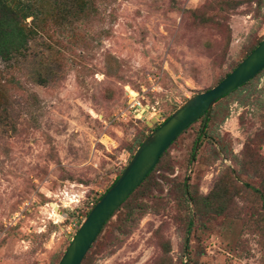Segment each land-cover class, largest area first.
<instances>
[{
    "label": "rangeland",
    "instance_id": "374dc122",
    "mask_svg": "<svg viewBox=\"0 0 264 264\" xmlns=\"http://www.w3.org/2000/svg\"><path fill=\"white\" fill-rule=\"evenodd\" d=\"M229 1L103 0L0 61V264H56L138 141L264 36V0ZM201 121L82 264H264V68L216 103L192 159ZM130 206L145 211L121 233Z\"/></svg>",
    "mask_w": 264,
    "mask_h": 264
},
{
    "label": "water",
    "instance_id": "95a60500",
    "mask_svg": "<svg viewBox=\"0 0 264 264\" xmlns=\"http://www.w3.org/2000/svg\"><path fill=\"white\" fill-rule=\"evenodd\" d=\"M264 68V37L215 85L196 92L179 104L136 147L115 181L92 204L56 264H81L106 220L144 180L160 156L201 115L229 92L255 77Z\"/></svg>",
    "mask_w": 264,
    "mask_h": 264
},
{
    "label": "trees",
    "instance_id": "16d2710c",
    "mask_svg": "<svg viewBox=\"0 0 264 264\" xmlns=\"http://www.w3.org/2000/svg\"><path fill=\"white\" fill-rule=\"evenodd\" d=\"M102 1L103 0H0V61L4 62L5 66H11L12 63H14L19 56H24L26 54L27 50L29 49V44H30L31 40L34 39L39 32L44 30L45 25H48V24L42 25L41 23L44 24L46 22H49V23L56 25V26L68 25L72 22L73 18L77 17L85 9H87L88 7L92 8L93 6L95 8L96 3H99ZM223 3L229 4L230 1L229 0H223ZM193 13H194L196 18L200 19V16H199L197 11H194ZM28 17L32 18L30 23L26 22V19ZM56 29L62 30L59 27H57ZM263 37L264 36H262V38ZM262 38L256 40V42L250 46V48L248 49V51L246 52L244 57L260 42V40ZM228 73L229 72H226L223 75V77L225 75H227ZM253 78H251L245 84H243L240 87L236 88L235 90L229 92L228 94H226L223 97L230 95L231 93L237 91L238 89H240L244 85L250 83ZM220 80H221V78L218 81H220ZM221 99H219L216 103H218ZM216 103L213 105L211 112L208 116L203 114L198 118V119H202V121H201L199 132H198V134L194 140L193 149L191 152L192 159L194 158V155H195V149H196L198 144L199 145L201 144L202 139L205 138L207 140L208 139L213 140V137L210 136V134H209L208 123H209L210 117L213 113V110L215 108ZM166 118L164 120H166ZM158 125H156L154 128H156ZM154 128H152V129H154ZM141 140L138 141L137 145L140 144ZM168 148L165 150V152L168 150ZM134 150H135V148L132 149V153L134 152ZM164 153L160 156L157 164L159 163V161L162 158V156L164 155ZM131 156H132V154H131ZM157 164L147 174V176L144 178V180L129 194V196L122 202V204L119 206V208L115 212H117L120 208H122L127 203L128 199L134 195L135 191L138 190L142 186V184L148 179L150 174L155 170ZM118 174L115 175L114 179L108 185V187H106V189L103 191V193L115 181ZM247 185L249 187L253 188L251 185H249V184H247ZM253 189L256 192H259L258 188H253ZM103 193L99 194L97 196V198H95L91 202L90 207ZM183 193H184V196L186 197L187 200H191V201L194 200V198L191 194L190 188H189V184L186 181L183 183ZM213 195H214L213 192H211V193H209V195L200 197V200H201V202L206 203L209 200V197L213 196ZM144 211H145V208L142 206H130L128 208L126 214H125L126 220L123 223L124 225L121 226L120 232L126 233L127 229H129V227L132 225V223ZM87 212H88V210L85 212L84 216H86ZM115 212H113V214L106 220V222L102 226L98 236L96 237L94 243L97 241V238L99 237V235L103 231L105 225L110 220V218L115 214ZM77 227H78V225H77ZM94 243H93V245H94ZM93 245L91 246V248L93 247ZM87 254H86V256H87ZM86 256H85V258H86ZM85 258H84V260H85Z\"/></svg>",
    "mask_w": 264,
    "mask_h": 264
},
{
    "label": "built area",
    "instance_id": "2783aa9c",
    "mask_svg": "<svg viewBox=\"0 0 264 264\" xmlns=\"http://www.w3.org/2000/svg\"><path fill=\"white\" fill-rule=\"evenodd\" d=\"M130 101H132V103H130L129 106L130 108L134 109L138 117H141L142 115H145L147 113V106L142 104L139 100H136V98L133 97Z\"/></svg>",
    "mask_w": 264,
    "mask_h": 264
},
{
    "label": "bare ground",
    "instance_id": "6f19581e",
    "mask_svg": "<svg viewBox=\"0 0 264 264\" xmlns=\"http://www.w3.org/2000/svg\"><path fill=\"white\" fill-rule=\"evenodd\" d=\"M55 207V206H54ZM57 216H58V214L57 213H55Z\"/></svg>",
    "mask_w": 264,
    "mask_h": 264
}]
</instances>
